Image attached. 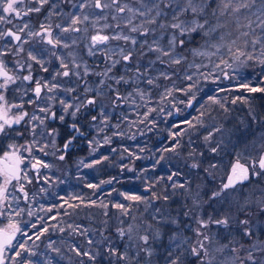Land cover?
<instances>
[{
  "label": "snow or ice",
  "instance_id": "obj_1",
  "mask_svg": "<svg viewBox=\"0 0 264 264\" xmlns=\"http://www.w3.org/2000/svg\"><path fill=\"white\" fill-rule=\"evenodd\" d=\"M69 0H59V3H66ZM139 7H130L128 4L119 6V0H111L110 4H102L101 0H95L94 7L96 8H106L116 5V11L118 13L128 12L131 15L125 21V27L129 28L130 33H139L143 37H148L152 35L154 38L151 43L147 39L143 40L140 46L147 47L148 52L158 53L157 60L161 63H165L164 57L168 58V61L172 65L181 64L186 57L182 54L183 49L192 43L194 38L198 35L203 41L201 47H211L219 52L221 48H226L229 53L232 54L233 61H239L241 63H246L248 60L256 59L254 56L250 55L247 51L243 50L240 46V42L243 43V48L246 49L249 44L255 49L256 45H261V55L264 56V35H257L256 29H260L261 33H264V0H137ZM34 4L35 7L30 5ZM19 5V7H17ZM45 5L49 6L48 16L57 15L56 8L57 3H53L52 0H28L25 4V0H0V12L7 13L9 15L15 16L17 18H23V16H28L31 13H40ZM86 3H81L79 7L81 9L87 7ZM71 16L69 27L61 28L58 24L56 28H61L62 32L73 31L79 32L80 28L74 27L77 24L86 22L89 20V16L84 15L81 18L80 15ZM137 17L141 18L139 25L133 23V20ZM115 19V17H113ZM7 17L0 15V24L4 23ZM215 20V23H211ZM10 22V21H8ZM98 22V21H97ZM146 25H155V28L147 27ZM230 25H233L235 32L224 31L228 29ZM110 25L105 24L104 28H108ZM117 28L120 27L119 24L116 25ZM28 28V24L25 23L23 27L19 29L21 33ZM241 29H246L241 31ZM159 30L160 35L156 36V31ZM86 31V29H85ZM52 26L51 24L40 25V31H29L27 35L29 37L40 36L45 38L46 43L52 45L53 48L58 46H63L65 48L69 47L68 44L63 43V41L57 37L52 36ZM10 36L15 41H17L20 46L17 50V55L24 52L23 44L20 43L22 36L16 32L6 31L0 32V37ZM252 37V39H248ZM109 40H123L125 43H130L133 46L137 45V39L134 36L117 33L115 35L109 36L103 34V30L97 31L95 35L90 37V44L88 47V54L94 55L97 46L107 45ZM215 40L213 43L212 41ZM162 41H166L162 43ZM27 43V40L23 41ZM74 43V42H73ZM190 51L193 55L205 56L208 53L201 51L200 48H191ZM142 55L144 53H141ZM216 54L215 52L212 53ZM71 56L72 54L69 53ZM105 55H108L107 52ZM120 56L123 61H131L133 53L129 51L125 54L123 49H120ZM28 60L35 62L40 66V69L44 72L48 71L45 66V61L39 59L32 51L27 53ZM241 57H246V60L241 61ZM60 62V66L63 71H57L52 77V81H43L41 79L34 80L32 73L31 63H20L19 60L15 62L14 68L18 69L14 71L10 69L7 63L0 58V135L7 136L9 131L14 130V126L20 125L24 122L27 125H31L29 128V134L33 137L31 143L25 145H9L13 151L10 153H5V159H12L14 163L11 167L0 169V177L3 178L2 184H0V205H3L7 201L8 185L12 183L13 180L19 182L22 178L27 180V173L20 167L24 162V157L19 155V148H23L24 151L28 152L29 155L32 153L34 146L38 148L39 151L45 152L48 144L45 143L42 146L39 144L37 137V128H41L39 136L41 138L47 136L52 137L53 146H55L54 138L58 134L56 129L46 130L45 121L48 119H57V115L54 111H51L50 107H39L38 111L44 113L43 117L36 115L35 113L29 117L27 111H24L23 101L21 103H9L7 99V92L13 86L16 85V91L21 92L23 95H27V90H25L22 85L24 82L28 84H33L34 87L31 91L34 93L36 99L29 100L28 103H36L37 100L41 98V93H53L57 90L62 89V85L54 82L56 77H69L70 75H75L77 77L81 76V64L76 63L75 57L72 58V66L77 69V71L72 72L69 69V64L65 62L63 57H57ZM111 60V66L106 70L105 73H101L102 76H107L109 72L115 67L116 64L120 63V60ZM221 63L225 67L231 68L232 64L221 58ZM259 63L264 65V59H259ZM199 67V66H197ZM216 67H219L217 65ZM27 71V75H20V72ZM137 78L141 76H146L147 73H140L139 68H137ZM89 72L87 66L83 68L84 75ZM166 79H170L167 73H161ZM203 75V74H202ZM208 79V76H204ZM116 84L121 82L129 83L124 76L112 77ZM186 79L191 80V76H187ZM148 85H153L154 78H148L145 81ZM103 83V81H102ZM243 87L247 88L248 92H262L264 93V88L249 87L244 84ZM65 92L72 93L75 91L74 88H63ZM90 90V89H86ZM137 93L143 97L144 92L140 89H136ZM171 92H169V95ZM119 98V96H118ZM49 100L55 99L54 96H49ZM213 104H218L221 109L228 112L229 109L222 103L219 99L215 97L210 98ZM238 100H242L243 103L249 104V98L235 97L232 101L235 104ZM59 103L62 105L64 113H68L69 109H72L71 115L75 119L76 114L80 112L82 106L94 105L95 100L89 99L86 104L81 102V104L67 103L65 100L61 99ZM13 109L18 111L13 113ZM203 115V113H201ZM252 124L258 125L261 128L260 134L255 136L253 140L246 142V150L254 151L255 156H249L246 163H241V157L237 155L235 163L230 167V172L226 178H222L221 182L215 188L208 187V184L215 183L216 180V170H218V165L215 163H209L206 168H202L201 157H203V152H197L195 149L189 152V158H191L192 163L190 164L191 169H202V171L208 177V184L195 186V191H193L191 182L173 184L172 187L182 188L186 193L189 194L191 199V205H185V211L183 215L194 220L197 227L193 229L194 237H185L180 231V221L175 218H166L163 214L159 216H154L153 219L157 221V225L163 223H170L176 226V230L170 237V248L165 256V264H186L189 257L192 258L191 264H264V239L259 238L260 233H264V187H260L259 184L264 180V115H260L256 112L249 104L248 113ZM28 118L27 120L25 118ZM58 119L63 122L65 119L64 115H60ZM93 120L96 117H92ZM190 127H195L196 124H203L200 117L196 118V124L192 121H187ZM245 124L244 121H241ZM72 129L83 135L80 132L76 124L71 125ZM245 127L247 125L245 124ZM227 131L223 125H213V130L209 132L207 136L204 137L206 144H211L213 136L216 133L223 134ZM17 135H23L21 132H17ZM123 135V133H118ZM75 136H72L64 144V149L66 150ZM105 143H110V138H105ZM224 144L223 139L217 140V142L209 148V152L212 154H219L222 151V146ZM179 142H177V147ZM175 151V148L171 149ZM45 155L47 153L45 152ZM65 158L64 155L59 156L60 160ZM107 159V157H105ZM99 163V161H97ZM49 168L50 165L44 163L43 161L36 159L31 165L33 169L38 167ZM90 166V165H89ZM24 172L23 177L21 173ZM171 180L172 177L169 176ZM257 181V186L251 191H244L245 182L251 185L253 180ZM29 183L31 181H28ZM110 183V181H109ZM238 185L240 187H238ZM89 187H96L95 185H89ZM207 188V191H205ZM20 191L24 192L23 185L20 186ZM203 193V195H202ZM153 199H160L155 193H152ZM206 197V199H205ZM24 198L27 199V193L24 192ZM165 201L169 199L168 196L162 197ZM125 199L142 201L143 198L140 196L125 195ZM93 204L95 202H92ZM206 205L212 206V211H206ZM102 207H107V205H101ZM75 207H78L76 205ZM115 207L122 209L123 214H128V208L123 204H116ZM130 207V206H129ZM20 211L15 212V215H20ZM159 213V209H157ZM107 213H105L106 215ZM5 212L0 211V216H4ZM11 215V214H9ZM31 215V212H29ZM135 220V217H133ZM106 223V222H105ZM123 221H121V224ZM32 227H35L33 225ZM138 225L128 224L127 228L119 227L117 229L119 236L123 238L125 235L129 239H133V233H136L137 241V251L134 256H130L128 251L119 252L116 248L112 247L110 244L107 248L108 253H110L112 258L118 259L124 262V264H141V254L143 255V264H152V257L154 255V248L152 247L151 241H156L161 238V229L155 227L151 224L147 225L144 234H139L137 231ZM215 229V232L213 231ZM48 229L45 228L43 231L46 232ZM63 231V229H61ZM17 233L27 236L26 232H22L19 225L13 222L11 219L9 223L4 228H0V264H5L4 252L8 246L12 245L13 240L16 238ZM87 229H85L81 234H86ZM221 233L226 234L224 239L227 242L221 243ZM43 233L36 235V239H40ZM32 239V237H27ZM89 244L92 243L91 240L88 241ZM20 251L15 253V256H20L21 252H30V249L26 247V242L19 245ZM55 251H58L54 249ZM34 255V253H31ZM85 255L92 261H96L97 256L100 255L99 252L92 254L90 252L81 253L77 250V255ZM15 264V261H13ZM26 264H31V261H27Z\"/></svg>",
  "mask_w": 264,
  "mask_h": 264
},
{
  "label": "trees",
  "instance_id": "obj_2",
  "mask_svg": "<svg viewBox=\"0 0 264 264\" xmlns=\"http://www.w3.org/2000/svg\"><path fill=\"white\" fill-rule=\"evenodd\" d=\"M200 40L197 35L183 49L182 53L187 59L190 49L197 48ZM141 49L135 50L132 60L126 61L125 68L117 66L116 73L119 77L124 76L129 83H114L109 87V94L103 98L106 109L99 107L100 97L88 96L82 102L86 104L87 100L94 99L95 104L82 106L75 119L70 113L64 114L61 108L57 119L48 122V126H55L59 130L57 147L60 149L43 159L50 167H42L38 173L40 177H34L24 188L27 199L22 194L19 205L25 209L18 216L28 232L27 237L36 238L37 234L43 233L36 243L50 258L48 264H123L112 258L104 248L111 244L119 249L123 242L115 233L118 226L114 218L116 214L124 215L122 209L115 207L116 204L125 205L128 212L137 211L139 207L146 208V204L150 203L162 207L165 205L163 196L171 199L172 193L179 191L185 194L183 198L186 197L183 206L174 207L170 203L168 208L172 210H165V217L178 213L182 224L188 226L192 220L185 217L183 212L185 205H191L189 194L172 185L191 182L195 191L197 184H208V177L202 169L190 168L192 160L189 152L195 149L204 153L200 158L202 168H206L209 163L218 165L215 183L208 184V187L215 188L227 176L230 165L225 173H220L222 151L218 155L210 153L211 145L204 141V137L213 130V125L221 124L231 129L239 126L243 120L247 125L245 127L244 124L245 129L261 130L260 126L252 124L248 113L250 104L257 113L264 115V93L248 92L243 85L264 88V65L259 63V59H264V56L256 57L255 62L246 66L245 73L238 78L230 71H225L222 79H203L198 82L183 77L187 61L177 66L167 60H164L165 63L159 61L158 64L164 65L172 73L170 79L162 75L151 77L156 68L147 65V58L140 57ZM139 59L144 62H139ZM137 68L140 73L146 72L147 75L138 79ZM148 78H154L153 85L145 82ZM136 89L143 91L144 96L141 97ZM162 91H168V94ZM71 94L72 97L77 96L75 91ZM238 96L249 98V104L242 100L233 104V99ZM212 97L224 103L229 111L225 112L218 104H213ZM60 115L65 116L63 122L58 119ZM94 116L95 120L92 119ZM197 117L203 121L202 125L196 124ZM187 121H192L196 126L190 127ZM72 124H76L83 135L75 132ZM72 136L75 139L65 150L64 144ZM106 137L110 138V143L104 142ZM173 148L175 151L171 150ZM61 155L65 156L63 160L59 159ZM50 177H57L62 183L57 185L58 190L54 193L44 192L43 195L44 186L47 180H51ZM101 180L103 184L107 183L103 185ZM152 193L161 198L153 199ZM125 195L140 196L143 200H127ZM206 211L211 212L212 206L206 205ZM105 213L106 216L103 215ZM83 224L90 227L93 233L81 234ZM45 228L48 229L46 232L43 231ZM88 235H92L93 240L100 236L104 242L102 250L96 249L93 253L92 247L90 249L92 254L100 251L96 261L82 254L77 255V250L86 252L79 246V240L85 238L88 241ZM261 236L264 237V233ZM57 244L60 249L55 251Z\"/></svg>",
  "mask_w": 264,
  "mask_h": 264
},
{
  "label": "rangeland",
  "instance_id": "obj_3",
  "mask_svg": "<svg viewBox=\"0 0 264 264\" xmlns=\"http://www.w3.org/2000/svg\"><path fill=\"white\" fill-rule=\"evenodd\" d=\"M81 3H86L88 6L81 9L79 7ZM94 3H95V0H76V2H74V4H72V6H70L68 9H64L63 7H61V9L56 11L58 13L56 16H59V18L55 19L54 18L55 15H53L52 18L49 17V19H47L46 21H43L39 25L30 24L29 21L27 22L26 20H24V16L21 19V18H17L15 16H12V15H9L3 12L1 13V15L6 16L7 21H10L13 23L14 30L21 34L22 40L20 43L23 44L24 50H25V43L23 41L25 40L28 41L31 38L32 39L35 38L38 40V43H40L42 50H40V52H34L36 49L34 47L33 49L30 48L28 52L32 51L33 54L36 55L39 59H41V56H42L41 54L48 53L47 59L56 61L60 65V62L57 59V57L58 56L63 57L65 59V62L68 63L69 67L72 69L70 70L72 72H75L77 71V69L73 68L72 63H71L72 58L75 57L76 63L81 64V69L79 70L81 72L80 77H87V76L91 77V79L86 84L85 88L90 89L89 90L90 93L91 91H93L95 95L98 94L99 97L101 98L99 107L106 109V105L104 104L103 98H105V96L109 94V91H110L109 87L114 85L115 83L112 77H119V75L116 73V68L118 65H121L122 68H125L127 66V62L123 61L120 56V49H123L125 54H127L129 51H131L132 53H135V50L137 48H142L140 44L143 40L147 39L149 43H151L154 37L152 35H149L148 37H143L139 33L129 32V28L125 27V21L131 15V13H128V12L118 13L116 11V7H117L116 5H113L112 7H106L103 9L96 8L94 7ZM101 3L110 4L111 0H101ZM124 4H128L130 7L140 6L137 3V0H119V6H123ZM17 7H19V5H17ZM69 13H71L72 15H80L81 18H83L84 15L89 16L88 21L74 26V27L80 28L81 31L79 32H73V31L62 32L61 31V28L69 27L70 20H71V16L69 15ZM113 17H115V19H113ZM140 22H141L140 17H137L133 20V23L136 25H139ZM25 23L28 24V28L25 29L23 33H21L19 29L23 27ZM211 23L214 24L215 20H212ZM41 24H45V25L51 24L52 29H53V32H52L53 38L55 39L59 37L63 41V43L68 44L69 47L65 48L63 46H58L56 48H53L52 45H49L46 43L45 38H42L40 36L29 37L27 35L29 31H33V32L40 31ZM58 24L61 26V28H56V25ZM105 24L110 25V27L104 28ZM117 24L120 25L119 28L116 27ZM146 26L151 27V28L156 27L155 25H146ZM101 29L103 30V34H107L109 36L115 35L117 33H123V34L134 36L137 39V45L133 46L130 43H125V41L123 40H109L107 45L97 46V50L94 55H89L88 47L90 44V37L92 35H95L96 32L100 31ZM244 30L246 29H241V31H244ZM6 31L7 29H5L4 32ZM224 31L235 32V28L233 25H230L229 28L225 29ZM256 33L257 35H264V33H261L260 29H256ZM159 35H160V32L159 30H157L156 36H159ZM7 37H10V36H7ZM248 39L250 40L252 39V37H249ZM11 40L16 43V47L18 50L20 44L17 41H15L13 38H11ZM165 42L166 41H162V43H165ZM212 42L214 43L215 40H213ZM202 44H203V41L200 40L197 48H200L201 51L208 53V55L197 56V55H193V53L190 51L189 58L188 59L186 58L185 60L182 61V63L184 61L188 62L187 67L184 70L183 77L191 76L193 80H197L198 82H201L203 79L204 81H212V80L222 79V74L225 71H230L231 73H233V76L235 78H238L240 77V75L245 73L246 66L250 65L253 61L255 62V59L248 60L246 63H241L239 61L234 62L232 58V54L229 53L226 48H221L219 52H216V50L211 47H206V48L201 47ZM240 46L243 50L247 51L250 55L254 56L255 58L262 56L261 55V45H256L255 49H253L251 44H249L248 47L244 49L243 43L240 42ZM143 48L141 49V51L144 54L142 55L141 53H139L140 57L143 56L147 58L146 60L148 61L147 65H152V66H155L156 68L154 75L153 73H151V77H154V76L159 77L161 73H167L168 75L172 74L168 68H165L164 65L158 64L159 62V60H157L158 53L148 52V49L146 46ZM106 52L108 55H105ZM214 52L216 54L213 55L212 53ZM69 53H71L72 55L70 56ZM147 53L148 55H146ZM183 55L185 56V54ZM109 57H111L112 60H120V63L116 64L115 67L112 69V71L107 74V76H102L100 74L105 73L106 70L111 66V60L109 59ZM221 58H223V60L228 61L229 64H232V67L231 68L225 67L224 64L221 63ZM163 59L168 61L167 57H164ZM240 59L241 61H244L246 60V57H241ZM139 62H144V61L142 59H139ZM26 63H31L33 66L35 62L28 60V57H26ZM85 65L87 66L89 70L87 75H84L83 73V68ZM217 65H219V67H216ZM204 76H208V79H205ZM80 77H77V79H79ZM22 87L26 88L25 90H27V85L25 82L23 83ZM64 93L66 95H69L67 92H64ZM163 93L168 94V91H165ZM48 94L50 96H55L56 91L53 93H48ZM24 97H26V95H24ZM29 100L31 99H28V101ZM67 103L79 104V102H76L70 97H68ZM56 105H57V102H55L54 99L47 100V107L51 108ZM163 108L165 109L166 106ZM12 111L13 113H15L18 110L13 109ZM41 114H37V115L41 116ZM224 128L227 131H225L223 134L216 133L215 136H213L212 142L210 144L211 146H213L219 139H223L224 141V144L222 146V152H221V155H222V158L220 161L221 167L219 168L220 173L222 174L227 171V168L229 167V165L231 167V165L235 163L237 155L241 157V161H240L241 163H246L249 156L256 155L254 151L246 150L245 145H246V142L251 141L254 139L255 136H258L261 131V130H256L255 128L245 129L244 124H242L241 122L239 123V126H234L231 129L225 126ZM37 132H40V130L38 129ZM48 147H50L49 149L50 152L53 153L54 146H53L52 140L50 141V144H48ZM31 159L32 158H28V160H31ZM34 162L35 160L32 159L30 164L32 165ZM30 168H31V171H34V173H39L42 166L38 167L37 169H33L31 166ZM229 172H230V168L228 170L227 175L229 174ZM50 178L51 180H49V182L47 180L46 185L44 186L43 195H44V192L49 194L52 191V193H54L55 190L56 191L58 190L57 185H60V183H62V181L58 179L57 177L56 178L50 177ZM100 183L103 184V180H101ZM106 183L107 181L104 182L103 185H105ZM256 186H257V181L254 179L251 185H249L248 182H245L243 190L251 191ZM259 186L264 187V180L260 182ZM238 187L240 186L238 185ZM183 196H185V194L183 193L181 194L179 191L173 192L171 199L169 198L170 200H167V201L162 200L165 203V205L162 207L153 205L150 203V204H146L147 206L146 208L144 207L137 208L138 212L134 210L132 212H128L127 215H123V216H121L122 213L120 215L116 214V217L114 218V223L116 224V226H118V228L119 227L127 228L128 224L130 223L134 225H138L139 227L137 231L139 232V234H144L147 228V225L149 224L155 227H159L161 229V238L156 241H151L152 247L155 250L154 255L152 257V264H160V263L165 264V256H166L167 251L170 248V237L173 235V232L176 230V226L170 223H163V224L157 225V221L153 219V217L159 216L160 214H163L165 216V210H170V211L172 210V208L171 209L168 208L170 206V203L174 207H182L184 199L186 198V197L183 198ZM14 200L15 202L18 201V199L16 198ZM190 203H191V199H190ZM1 206L2 205H0V207ZM41 207H43L42 209L45 210L44 208L45 206L42 205ZM90 209L91 211L93 210L92 208ZM157 209H159V213L157 212ZM103 215L106 216L107 214L106 215L103 214ZM178 215H179L178 213H174L173 215L168 216L166 218H172V217L177 218L180 221V231L183 233V235L185 237H189L194 240L195 237H194L193 229L197 227L194 220L191 219L192 222L188 226L183 225L181 218ZM133 217H135V220H133ZM16 221H17V218L16 216H14L13 222L16 223ZM121 221H123L122 224H121ZM82 227H84V230L87 229V233L92 232V229L88 227L86 224H83ZM118 228L115 229V233L118 235L121 241L123 239V242L121 244V247L117 250L119 252H124L125 250H127L130 256H134L137 251L136 233H133V239L131 240L129 239L127 235L121 238L117 231ZM101 230H104V229L102 228ZM88 237H89L88 241L92 239L91 244H89L85 238L79 240V246L82 247L86 252L88 250H89L88 252H91L90 250L91 247L93 249V253L97 251L96 249L98 250L103 249L104 242L103 240L100 239V236L97 239H95L94 237V240H93L92 235H88ZM259 238L264 239L261 236H259ZM37 240L38 239L36 238H32V241L30 242V248H31L30 254L34 253V255H37L38 253H44L45 257L44 259H41L40 262L35 261L34 263L48 264L50 258L48 257L45 251L43 252L42 250H40L38 243H36ZM99 241H100V245L98 244ZM97 245H99L100 247H97ZM108 246L109 244L107 245V247L105 245L104 248L107 250ZM111 246L114 247V245H111ZM59 249L60 247L57 244V250ZM122 263L124 264V262ZM132 264H134V261L132 262ZM141 264H143L142 254H141Z\"/></svg>",
  "mask_w": 264,
  "mask_h": 264
},
{
  "label": "flooded vegetation",
  "instance_id": "obj_4",
  "mask_svg": "<svg viewBox=\"0 0 264 264\" xmlns=\"http://www.w3.org/2000/svg\"><path fill=\"white\" fill-rule=\"evenodd\" d=\"M52 2L58 4V7L56 8V11H57L61 9V7H63L64 9H68L70 6H72V4H74V2H76V0H69V2H66V3H59V0H52ZM27 3H28V0H25V4ZM30 6L35 7L34 4ZM49 10H50L49 6L45 5L44 9L40 13H31L28 16H24V20H26L27 22L29 21L30 24L32 25H39L43 21H46L47 19H49V16H48ZM1 13L2 12H0V15ZM50 18H52V16ZM54 18L55 19L59 18V16L55 15ZM5 29H7V31L16 32L14 30L13 23L8 22L7 20L4 23L0 24V32H4ZM11 38L12 37H7V36L0 37V58H2L7 63L10 69L18 72V69L14 68L15 62L19 60L20 63L25 64L28 50L30 48L33 49L35 47L36 49L34 52H40V50H42V47L40 43H38L37 39L31 38L27 41V43H25L24 52L17 55L16 54L17 53L16 43L13 42ZM41 55H42L41 59L45 61V66L48 68V71L47 72L42 71L40 69V66L34 63V65L32 66V73H33L34 80L41 79L42 82L52 81V77L54 76V74L57 71H63L64 69H62L61 66L56 61L47 59L48 53H43ZM69 69L71 68L69 67ZM19 74L25 75L27 73L26 71H24V72H20ZM90 79H91L90 76L80 77L79 79H77V77H75L74 75H70L69 77H56V80L54 82L61 84L62 89L63 88H74L77 96L72 97L71 93L67 92L69 95H66L64 93L65 91H63L62 89L57 90L54 96L55 97L54 101L57 102V105L51 107V111H54L56 115L57 114L59 115L61 112V108H62V105L59 103V101L61 99H64L66 102H68V97L72 98L76 102H79V104L84 100V98H87L88 96L98 99L99 98L98 94L95 95L93 91H91V93L89 92V90L86 91L85 86ZM25 83L27 85L26 97H24V95L21 92L16 91L17 86L13 85L7 92L8 101L11 103H19L23 101V104H24L23 110L28 112L29 117L33 115L34 113L36 115L41 114V112L38 111V106L47 107V100L50 95L46 92H42L41 98L37 100L36 103L30 104L28 103V99H31V100L36 99L34 96V93L31 91V89L34 87V83L33 84H28L27 82ZM71 111L72 110L69 109L68 113H71ZM44 115L45 114L42 113L41 117H43ZM25 119L27 120L28 118L26 117ZM54 120L56 119L46 120L45 126H46V130L56 129L58 132V134L55 135V138H54L55 146L53 148L54 149L53 152H56V151H59L60 149L57 147V143L59 142V130L55 126L54 127L48 126L49 125L48 122L54 121ZM30 126L31 125H27L24 122H22L20 125L14 126V130L9 131V134L7 136L0 135V169H5V168H8L9 166L11 167L12 164L14 163L12 159H5V153H10L11 151H13V149H11L9 145L20 146V145H25L27 143H31V141L33 140V137L29 134ZM38 129L41 132V128H37L36 132ZM17 132H21L23 133V135H17L16 134ZM40 132H37V137H36V139L39 140V144L41 146L45 143L50 144V141L53 138L47 137V136L41 138L39 136ZM49 149L50 147H47L45 149V152L47 153V155H45V152L39 151L38 148L34 146L32 149L31 155H29V153L24 151L23 148H19V155L24 157V162L23 164L20 165V167L24 170V172L27 173L28 179L25 180L22 178L19 182L13 180L12 183L8 185L7 201L0 207V211L5 212L4 216H0V228L6 227V225L9 223V220L11 219L13 221L14 216H16L17 218L16 223L19 225L22 232H26L28 236V232L24 229L23 225L19 221V217H18L19 215H15V212L20 211L21 209L22 210L25 209V208H21L19 205L20 203L19 199L21 196L24 195V192H25V191L24 192L20 191V186L23 185V187L25 188L26 186L29 185L28 181H32L34 177H38V178L40 177L38 173H34V171H31L30 163L32 159L33 160L40 159L42 161L43 159H47L48 158L47 156L52 154ZM28 158H32V159L28 160ZM43 162L45 163V161ZM24 172L21 173L22 177L24 175ZM2 181H3V178L0 177V184H2ZM15 198L18 199V201L15 202L14 200ZM23 212L24 211H21L20 213H23ZM213 231L215 232V229ZM262 234L263 233H260L259 236H261ZM225 235L226 234L221 233V237H222L221 243L227 242L226 239L223 238L225 237ZM27 236L22 235L21 233H17V236L13 240L12 245L8 246L4 252L5 264H13V261H15V264H26L27 261H31V264H36L34 263L35 261L40 262V260L43 259V253H38L37 255H31L30 252H21L20 256H15V253L17 251H20L19 245L22 243L26 242V247L28 249H31L30 240L27 238ZM40 250H42V248H40ZM191 260L192 258L189 257L188 260L186 261V264H191ZM38 264H43V263H38Z\"/></svg>",
  "mask_w": 264,
  "mask_h": 264
},
{
  "label": "water",
  "instance_id": "obj_5",
  "mask_svg": "<svg viewBox=\"0 0 264 264\" xmlns=\"http://www.w3.org/2000/svg\"><path fill=\"white\" fill-rule=\"evenodd\" d=\"M9 167H10V166H9ZM9 167H8V168H9ZM16 236H17V235H16Z\"/></svg>",
  "mask_w": 264,
  "mask_h": 264
}]
</instances>
